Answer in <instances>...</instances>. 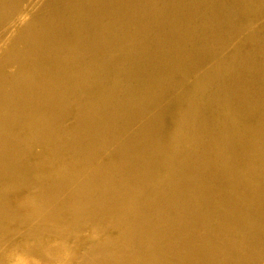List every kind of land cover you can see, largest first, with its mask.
<instances>
[{
	"label": "bare ground",
	"instance_id": "1",
	"mask_svg": "<svg viewBox=\"0 0 264 264\" xmlns=\"http://www.w3.org/2000/svg\"><path fill=\"white\" fill-rule=\"evenodd\" d=\"M0 0V264H264V0Z\"/></svg>",
	"mask_w": 264,
	"mask_h": 264
},
{
	"label": "rangeland",
	"instance_id": "2",
	"mask_svg": "<svg viewBox=\"0 0 264 264\" xmlns=\"http://www.w3.org/2000/svg\"><path fill=\"white\" fill-rule=\"evenodd\" d=\"M42 0H34L32 3H31V5H32V9H38V8H40V6H41V2Z\"/></svg>",
	"mask_w": 264,
	"mask_h": 264
}]
</instances>
